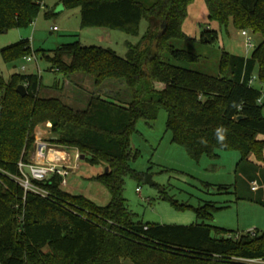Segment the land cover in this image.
<instances>
[{
  "label": "trees",
  "instance_id": "trees-1",
  "mask_svg": "<svg viewBox=\"0 0 264 264\" xmlns=\"http://www.w3.org/2000/svg\"><path fill=\"white\" fill-rule=\"evenodd\" d=\"M193 1L61 0L63 6L81 8L82 28L134 35L141 18L148 19L142 41L128 42L124 56L78 39L42 52L50 70L63 81L78 75L68 82L79 91L84 90L82 80L87 76L95 87L108 80L122 82L129 94L122 84L111 83L101 94H90L82 109H74L61 95L64 82L48 87L60 91V97L43 96L37 74L13 73L8 80L0 75V167L19 174V161H31L36 127L49 122L55 136L48 140L52 145L77 149L89 164L108 168L92 179L110 194L106 205H98L81 194H68L61 187L62 177L52 175L38 183L51 199L41 198L32 192L25 195L17 182L1 174L0 264H249L241 258L264 259V232L238 233L209 224L205 208L197 210L202 221L190 225L145 224L136 220L124 196L127 175L137 180L145 176L130 166L138 155L131 134L139 119L151 124L161 109L172 141L192 159L197 161L202 154L217 157L219 149H237L241 158L236 179L244 180L245 167L254 176L264 172V97L250 83L257 64L258 79L264 82V0H204L209 21L261 36L248 57L222 51L216 74L179 64L200 60V55L173 43L189 40L183 24ZM43 2L0 0V34L32 23ZM217 39V30L207 28L201 34L204 42ZM31 53L28 39L1 48L5 62ZM21 84H27L26 95L17 91ZM221 127L226 130L223 142L216 136ZM250 153L261 158L262 167L248 162ZM62 197L88 211L64 206ZM258 200L264 204L262 198Z\"/></svg>",
  "mask_w": 264,
  "mask_h": 264
},
{
  "label": "rangeland",
  "instance_id": "rangeland-1",
  "mask_svg": "<svg viewBox=\"0 0 264 264\" xmlns=\"http://www.w3.org/2000/svg\"><path fill=\"white\" fill-rule=\"evenodd\" d=\"M141 1L151 3L154 0ZM47 12L50 14L48 15ZM80 12L79 6H63L61 0H44L32 23L22 27H13L1 33L0 75L4 80H8L13 73L37 74L43 85L41 95L53 97H60V91L55 89L49 91L45 87L62 85L64 82L61 95L66 104L74 109H82L86 106L83 104L86 103L90 94L93 92L101 94L100 90L111 83L122 84L123 91L129 94L122 82L108 80L101 87H95L92 79L87 76H84L87 80H82L84 90L79 91L77 87L68 82L77 78L78 75H73L68 81H63L61 75L50 70L51 64L42 54L44 51L54 50L62 44L78 39L86 46L110 47L119 55L124 56L127 51L126 42L138 44L149 29V21L146 17L141 18L137 33L134 35L101 27L82 28ZM188 13L183 24V31L189 40L173 42L177 48L189 49L200 55L199 62L195 64L179 63L186 67L216 74L222 51L248 57L254 46L261 41L260 35L253 34L249 30L245 36L242 35V30L236 29L232 24L220 27L216 21H209L208 9L204 0H194L188 7ZM53 26L57 29L53 30ZM207 28L218 32V39L213 43L201 40V34ZM105 31L112 33L111 43L107 39H102V36L106 34ZM248 36L251 37L253 46L247 45ZM21 39L30 40L32 50L30 56L33 60L28 62L24 58H18L5 62L1 48ZM258 71L259 65L257 64L253 73L252 85L259 89L264 97V82L258 79ZM77 80L80 78L75 79L76 82ZM76 98L79 102L75 101ZM137 122L131 134V146L138 150V155L130 161V166L144 173L145 176L142 180H137L129 174L125 178L124 185L127 205L135 214L136 220L145 224L190 225L202 221L197 216V210L205 208L209 213L205 220L209 224L238 233L264 232V204L258 200L261 196L251 192L255 190L250 185L248 188L244 180L236 179V167L241 158L239 150L219 149L217 157L202 154L196 161L189 156L182 145L172 141L171 133L166 130L164 109L160 110L157 119L151 124L143 119ZM47 123L36 127L35 145L45 144L47 148L56 150L57 155L58 153L64 155L67 152L72 158L71 163L73 165L78 163V166L66 176L67 184L62 185V189L70 195L81 194L98 205H106L110 200L108 189L100 181L92 179L93 176L104 172L106 167L101 164L91 165L81 157L75 161L77 149L68 150L52 145L48 140L55 136L50 130L51 125ZM54 152L51 151V157ZM261 156L264 158V148ZM248 157L254 164L261 163V158L254 153H250ZM25 171L28 172V169L26 168ZM146 176L151 177L153 184L145 183ZM235 183L237 186H234ZM219 186L228 188L219 189ZM60 202L81 213L88 211L85 206L68 197H62ZM125 264H130V262L125 261Z\"/></svg>",
  "mask_w": 264,
  "mask_h": 264
},
{
  "label": "built area",
  "instance_id": "built-area-1",
  "mask_svg": "<svg viewBox=\"0 0 264 264\" xmlns=\"http://www.w3.org/2000/svg\"><path fill=\"white\" fill-rule=\"evenodd\" d=\"M52 29L56 30L57 27L53 26ZM242 35L247 36V30H242ZM246 43L248 46H253L251 37L248 36V38L246 39ZM24 59L29 62L33 60V57L26 56L24 57ZM22 69L25 70V67L22 66ZM253 82H254V77L250 80V83ZM26 85L27 84H24L25 87ZM262 98L259 101H261ZM39 146L40 145L36 146L37 152H35V156L33 160H31L28 163L19 161L18 163L19 174L16 175L10 174L4 171L0 167V176L1 174H3L8 178H10V180L12 179L13 181L17 182L22 187L25 195L28 192H32L37 195H40L41 198L44 197L51 199V194L49 193V191L41 187L38 183L44 182L52 175H59L60 177H62L61 185H66L67 184L65 180L66 176L78 166V163L76 165H73L71 163L72 158L68 153H66L64 157H59V155L55 157H48L47 153L51 151H55L52 150L51 148H47L44 160L40 161ZM79 157H80L79 152H76L74 157L75 161H78ZM26 168L28 169V172L25 171ZM251 186L252 189L255 191H258L261 188V186L258 184L257 181H253L251 183ZM241 260L249 264H264L263 258H241Z\"/></svg>",
  "mask_w": 264,
  "mask_h": 264
},
{
  "label": "crops",
  "instance_id": "crops-1",
  "mask_svg": "<svg viewBox=\"0 0 264 264\" xmlns=\"http://www.w3.org/2000/svg\"><path fill=\"white\" fill-rule=\"evenodd\" d=\"M106 32V31H105ZM102 39H107L110 43H111V41H112V33H110L109 31H108V33L106 32V34H105V36H102ZM128 42H126V44H127ZM114 50V49H113ZM46 90L48 89L49 90V88L48 87H46L45 88ZM47 124H49V125H51L50 123H47ZM41 131V130H40ZM35 152H37L36 151V145L34 146V151H33V155L31 156L32 157V160L34 159V156H35ZM56 150H55V152L53 153V155H52V157H55V156H58L57 154H56ZM50 153L51 152H49V153H47L48 154V157H51L50 156ZM56 154V155H55ZM65 156V155H64ZM59 157H61V156H59ZM247 160H248V162L250 163V164H252V165H255V166H257V167H262V164L261 163H259V164H254V163H252L251 161H250V159H249V157H247ZM102 173V172H101ZM244 173L245 174H241L242 175V178L245 180V182H246V184L248 185V188H250V186H251V183L253 182V181H257L258 182V184H260V186L261 187H263V189H261V190H258V191H251V192H254V193H257V195H259V196H261L260 198H262L263 199V196H264V172L263 171H258L257 173H256V176H254V174H253V172H252V170H250V168H248V167H245L244 168ZM253 175V176H252ZM250 185V186H249ZM264 200V199H263Z\"/></svg>",
  "mask_w": 264,
  "mask_h": 264
},
{
  "label": "water",
  "instance_id": "water-1",
  "mask_svg": "<svg viewBox=\"0 0 264 264\" xmlns=\"http://www.w3.org/2000/svg\"><path fill=\"white\" fill-rule=\"evenodd\" d=\"M26 88L23 84L19 85L18 88H17V91L21 94V95H26L27 94V91H26ZM46 150H47V147L45 144H41L39 146V160L40 161H43L44 160V157H45V153H46ZM83 159V157H82ZM106 172L108 171V168L106 167L105 168ZM145 183H149V184H153L152 181H151V177L150 176H146L145 178Z\"/></svg>",
  "mask_w": 264,
  "mask_h": 264
},
{
  "label": "clouds",
  "instance_id": "clouds-1",
  "mask_svg": "<svg viewBox=\"0 0 264 264\" xmlns=\"http://www.w3.org/2000/svg\"><path fill=\"white\" fill-rule=\"evenodd\" d=\"M225 132L226 130L222 127L216 130V136L219 142H223L225 140ZM201 142L206 143V141H201Z\"/></svg>",
  "mask_w": 264,
  "mask_h": 264
},
{
  "label": "bare ground",
  "instance_id": "bare-ground-1",
  "mask_svg": "<svg viewBox=\"0 0 264 264\" xmlns=\"http://www.w3.org/2000/svg\"><path fill=\"white\" fill-rule=\"evenodd\" d=\"M67 152H65L64 155H66ZM59 154V153H58ZM56 155V154H55ZM62 153L59 154V156L63 157L64 156Z\"/></svg>",
  "mask_w": 264,
  "mask_h": 264
}]
</instances>
